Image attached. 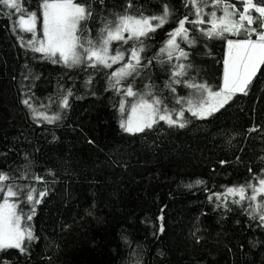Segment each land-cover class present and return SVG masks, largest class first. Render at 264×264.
<instances>
[{"label":"trees","instance_id":"1","mask_svg":"<svg viewBox=\"0 0 264 264\" xmlns=\"http://www.w3.org/2000/svg\"><path fill=\"white\" fill-rule=\"evenodd\" d=\"M78 2L93 10L84 24L88 37H97L104 20L158 15L167 3L174 14L145 40L147 66L180 19H195L185 0H131L132 8L129 0ZM22 4L40 15V0ZM9 13L0 8V171L42 177L14 182L47 195L31 221L22 217L35 239L24 253L0 251V264H264V222L250 215L251 201L209 200L264 176V65L246 95L236 92L211 115L186 114L184 128L159 121L129 134L120 127L125 113L109 81L112 67H66L42 58L21 46L19 37L26 43L30 34L19 31V15ZM185 27L195 42L178 38L190 65L184 78L219 87L227 40L245 37L208 39L192 24ZM69 90L70 106L61 109ZM27 98L38 111L61 118L34 119L22 103ZM15 199L18 210L32 214L23 196Z\"/></svg>","mask_w":264,"mask_h":264},{"label":"snow or ice","instance_id":"2","mask_svg":"<svg viewBox=\"0 0 264 264\" xmlns=\"http://www.w3.org/2000/svg\"><path fill=\"white\" fill-rule=\"evenodd\" d=\"M102 2V0H101ZM242 5L238 8L236 4L229 0H185L184 6L189 9L190 14L195 19L189 20L185 15L178 21V26L171 31L169 38L165 41L160 52L153 59L164 63L163 57H167V62L173 59L177 61L172 65L170 74L171 85L181 84L194 89L197 92H207L209 97H215L214 104H210L201 95L195 101L188 99L187 109L183 107L176 111L169 109L160 96L153 95L150 91L141 95L134 91L131 83L124 85L123 82L128 77L139 75V70L147 65L142 64L143 53L146 51L145 40L151 37L158 28L163 27L174 14L170 6L165 3L162 13L158 15L138 16L123 14L117 15L114 20H104L103 26L99 29L95 39L85 36L84 24L93 17V10L87 4L79 3L78 0H40V15L37 12L27 11L22 4V0H0V8H6L11 13L19 15L15 22L19 31L30 33L31 38L23 43L24 37H19L21 46L26 47L34 53H40L42 58L51 60L52 63H62L66 67H76L85 65L91 68H111L113 64L127 61L120 68L112 72L109 76L111 87L118 94L124 97H139L131 105V112L127 119L121 120L120 127L129 134L144 132L151 129L159 121H164L169 127L184 128L187 124L184 113L191 112L194 117L203 119L218 107H223L236 92L247 94V89L253 77L264 65V2L256 3L254 0H239ZM132 8L131 0L127 5ZM205 8L211 11L205 12ZM222 15H217V12ZM42 17L43 36L37 35V21ZM186 23L192 24L208 39L225 37V34L244 36L245 38L227 40V48L224 56L223 89L220 92H213L206 84H196L195 82L181 79L187 75L186 69L190 65L180 62L187 59V52L181 47L179 40L188 44L195 41L189 36L190 30L185 27ZM209 25L201 28L200 25ZM15 30V29H14ZM127 33V36L124 34ZM253 35L255 39H253ZM128 44L132 46L127 50L115 49L114 54L110 51L112 42ZM150 63V62H149ZM90 83V81H89ZM170 86V85H166ZM148 87V86H146ZM175 92V88H171ZM71 91L63 96L59 102L61 109L68 108V98ZM145 95L150 99H146ZM31 98L22 100V103L33 113V118H39L45 122L52 123L59 120L60 114L48 116L45 112L38 111L30 102ZM184 98L177 97L176 103L183 104ZM41 107H45L41 105ZM121 113H125V101L120 103ZM176 111L175 117L172 112ZM255 129H250L254 131ZM34 179L37 182L43 180L40 176L30 177L28 173L21 172L19 177H12L8 173L0 171V251L5 249H18L21 253L27 250V243L35 239L30 226L22 223V217L31 221L35 214V205L41 203V199L47 195V190L38 191L35 187H28L16 184L15 179ZM258 184L247 183L244 185L228 187L223 193H213L209 200L227 201L232 197V203L242 204L251 201L249 204L250 215L253 218L258 216L264 222V177H259ZM202 183V181H197ZM249 190H251L250 194ZM24 197L26 202L32 205V214L26 215L22 210H18V199ZM238 197V199L236 198ZM258 197H262L258 201ZM163 231V227L160 229Z\"/></svg>","mask_w":264,"mask_h":264},{"label":"rangeland","instance_id":"3","mask_svg":"<svg viewBox=\"0 0 264 264\" xmlns=\"http://www.w3.org/2000/svg\"><path fill=\"white\" fill-rule=\"evenodd\" d=\"M18 19H19V17H17V20ZM37 35H38V37H42L43 36V32H42V17H40V19L37 21ZM124 35L127 36V33H125ZM89 37H91L93 39L96 38V36H89ZM30 38H31V34H30ZM117 48H121L122 50H127L130 47H129V44H121L120 42H116V41L112 42V44L110 46V51L112 52V54H114L115 49H117ZM226 48H227V44H226V47H225V51H226ZM160 49H159L158 53L160 52ZM127 56H128V53L126 52L125 61H121L119 63H116V64L112 65V72L116 71L118 68L121 67V65L124 62L127 61ZM224 56H225V54H224ZM163 60L165 62L161 63L160 60L155 59L153 64H151V65H149L147 67H142L139 70V73H140L139 75H134V76L128 77L127 80H125L123 82V84L126 85V84L131 83L132 86H133L134 91L139 93V94H141V95H144V94H146L147 92L150 91L153 95L162 97L164 99V102L167 105V107L169 109H174L176 111H179L182 107L184 109H187L188 104L186 103V101L188 99H192L193 101H195L201 95L210 104H214L215 103L216 98L215 97H209L207 92H203V93L197 92L194 89H190V88L184 86L183 83L171 85L170 74H171V72L173 70L172 69V65L176 64L177 61L175 59H173L171 61V63H168L166 56L163 57ZM223 61H224V59H223ZM180 62H182L185 65H187V63H185V59L180 61ZM142 64H143V62H142ZM187 71H188V68L186 69V72ZM158 73H160V74H158ZM223 74H224V63H222V74H221L220 85L217 88H213L211 86V83H209V82H207V81H205L203 79L201 80V79H199L196 76H194L192 78H184V77H182L181 79H183L185 81L195 82L196 84H206L208 86V88H210L213 92H220L223 89ZM158 75L160 76V81L157 78ZM166 85H170V86H166ZM146 86H148V87H146ZM172 87L175 88V92L171 91ZM177 97L184 98L185 102L183 104H177L176 103V98ZM138 98L139 97H136V98H134V97H124V96L121 95L120 103H121V100H124L125 101V109L127 110L125 112V120L127 119L128 114L131 112L132 103H135ZM145 98L146 99H150L146 95H145ZM218 108H220V107H218ZM119 109H120V105H119ZM176 111L172 112L173 117H175ZM186 114H191V112L185 111L184 116H186ZM253 184H258V180L255 183H253ZM250 192H251V190H249L248 194H250ZM13 199H15V198H13ZM260 199H262V197H258V201Z\"/></svg>","mask_w":264,"mask_h":264}]
</instances>
